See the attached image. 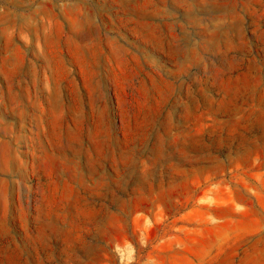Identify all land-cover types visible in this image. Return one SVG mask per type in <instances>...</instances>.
<instances>
[{
  "label": "rangeland",
  "instance_id": "obj_1",
  "mask_svg": "<svg viewBox=\"0 0 264 264\" xmlns=\"http://www.w3.org/2000/svg\"><path fill=\"white\" fill-rule=\"evenodd\" d=\"M0 264H264V0H0Z\"/></svg>",
  "mask_w": 264,
  "mask_h": 264
}]
</instances>
